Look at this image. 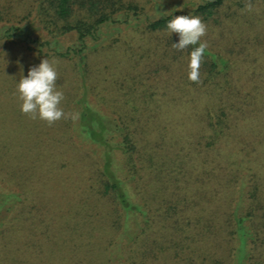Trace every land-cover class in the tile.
I'll return each mask as SVG.
<instances>
[{"label":"rangeland","instance_id":"rangeland-1","mask_svg":"<svg viewBox=\"0 0 264 264\" xmlns=\"http://www.w3.org/2000/svg\"><path fill=\"white\" fill-rule=\"evenodd\" d=\"M126 1L143 7L135 22L139 26H134L138 29L122 24L103 28L100 41H107L108 49L87 59L88 101L118 124L138 126L132 189L155 216L165 214L184 225L181 209L189 202L194 208L184 216L216 218V189L226 195L235 170L236 177L246 174L247 187L264 184V0H225L218 20L203 21L207 27L201 40L229 61V69L210 74L200 64L198 81L188 78L189 59L180 61L179 52L165 54L166 38L178 40V34L150 33L146 25L161 16L191 14L207 0ZM34 2L0 0L3 13L19 19L30 13L20 25L25 43L0 39V177L11 181H0V192L24 193L10 219L0 264H190L182 258L183 248L166 251L175 245L170 239L184 241L178 225L171 238L160 231L147 234L151 238L145 246L140 243L130 258L126 254L116 260L121 247L109 245L99 222L108 207L95 189L103 149L79 136L77 119L49 124L21 111L16 83L43 58L56 61L65 112H79L76 101L84 91L74 61L52 55V38L36 20ZM46 40L49 46L43 45ZM59 42L63 50L76 44L75 36ZM221 110L228 137L218 148L208 123H216ZM114 164L123 169L125 159L119 156ZM186 191L190 196H184ZM108 247L114 249L111 255ZM256 254L264 261V246Z\"/></svg>","mask_w":264,"mask_h":264},{"label":"trees","instance_id":"trees-1","mask_svg":"<svg viewBox=\"0 0 264 264\" xmlns=\"http://www.w3.org/2000/svg\"><path fill=\"white\" fill-rule=\"evenodd\" d=\"M34 1L36 20L52 38L54 46L52 55L74 61L75 71L81 80V88L84 89L76 101L79 106L76 131L83 140L103 149L100 155L102 165L97 178L99 185L95 189H97L98 199L101 202L104 200L108 207L105 214H101L99 222L109 237V245L120 244L121 247L120 252L119 247L116 248L120 256L116 260H122L121 257L126 254L130 258L131 253L129 252L133 253L140 243L145 246L151 238V235L147 236V234L160 231L161 235L164 233L170 237L174 227L178 225L176 230L179 231L180 237L184 241L176 243L175 237L170 239L175 245L167 247L166 251L169 248L170 251L183 248V251L186 252L182 258L190 264H264V261H261L256 254L260 246H264V184L250 185L249 183V187H247L244 181L246 174L241 171L240 175L236 177L238 172L235 170V179L226 184L228 187L226 195L216 189L217 194H220V200L224 202L226 199V203L229 204H226L225 210L221 211L219 205L222 204V201L218 200L217 195L216 218L205 221V219H199L201 217L195 219L184 216L187 211L190 212L194 208L187 205L189 204L187 201L181 209L184 213L182 215L184 225H181L177 221L178 219L173 220V217L168 218L165 214L155 216V212L152 213V209L145 199L139 201L136 198L137 193L132 189V182L138 170L136 156L140 152L138 126L135 124H122V126L118 124L119 120H117L118 122L111 120L88 101L87 59L94 52L108 49L106 48L107 41L104 43L100 41L103 28L112 24H122L127 28L136 29L139 25H136L135 22L139 20L143 7L137 2L126 0ZM224 3L225 0H207L199 4L190 15L199 16L202 21L207 23L211 20H218ZM3 12L0 10V39L15 44L25 43L26 41L22 40L23 29L20 25L29 21L30 13L19 19L18 15L11 14L12 16H10L9 13ZM177 15H188V13H178ZM171 18V15L161 16L148 21L146 28L150 33L169 34L166 24ZM66 36H75L76 44L63 50L60 49L59 41L61 37ZM166 39L169 41L168 48H165L166 55L172 54L171 56H173L174 52H179L180 61L190 59V52L196 45H189L185 49L178 50L172 46L174 42H177L176 37L171 36ZM50 43L51 41L46 40L43 45L49 46ZM29 48L31 50L32 47ZM39 50L41 51V49ZM201 64L210 70V74L221 75L227 73L229 69V61L212 53L208 48L203 53ZM135 110H140V107L135 105ZM225 117L226 113L221 110L216 123L208 121L209 128L213 132V144L218 148L228 137L225 132L227 128L224 126L225 119L223 118ZM119 156L125 159L123 169L115 167L114 164ZM152 159L149 158L151 161ZM121 172L125 174L123 178ZM243 174L244 177L240 180ZM0 181L6 182V184L9 181L8 184H11L6 176L0 177ZM170 182L171 179H168L167 183ZM217 182H220L219 178H217ZM185 195L190 196L187 195V191L184 193ZM23 196V191L19 189L8 193L0 192V257H2L1 254H4V239L8 234L10 219L23 202ZM186 199L190 200L189 197ZM173 210L176 211L177 208ZM204 211L205 208H203ZM189 240L191 241L187 243L186 241ZM133 242L136 245L135 249H132ZM225 246L226 250H224ZM109 249L108 247V252L111 255L114 249L112 252ZM140 254L146 255L148 251H143ZM120 263L123 264L122 261ZM125 264H127L126 260Z\"/></svg>","mask_w":264,"mask_h":264},{"label":"clouds","instance_id":"clouds-1","mask_svg":"<svg viewBox=\"0 0 264 264\" xmlns=\"http://www.w3.org/2000/svg\"><path fill=\"white\" fill-rule=\"evenodd\" d=\"M206 24L199 16L176 15L167 21L166 29L170 33L178 34L177 42L173 47L182 50L189 45H196L190 52L188 78L198 81L200 77V64L207 42L201 40L206 33ZM55 59L43 58L38 65L28 69L27 75H21L16 83V92L21 101L20 109L32 118H39L49 124L60 120H75L77 112H65L60 106L63 92L56 83L57 69Z\"/></svg>","mask_w":264,"mask_h":264}]
</instances>
